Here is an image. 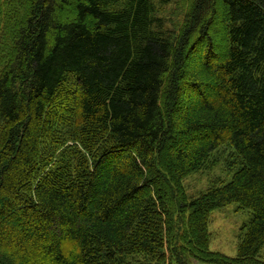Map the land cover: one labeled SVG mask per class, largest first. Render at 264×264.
<instances>
[{
  "label": "trees",
  "instance_id": "16d2710c",
  "mask_svg": "<svg viewBox=\"0 0 264 264\" xmlns=\"http://www.w3.org/2000/svg\"><path fill=\"white\" fill-rule=\"evenodd\" d=\"M222 158L231 180L189 196ZM233 203L251 217L228 257L208 224ZM263 247L264 0H0V264Z\"/></svg>",
  "mask_w": 264,
  "mask_h": 264
},
{
  "label": "rangeland",
  "instance_id": "374dc122",
  "mask_svg": "<svg viewBox=\"0 0 264 264\" xmlns=\"http://www.w3.org/2000/svg\"><path fill=\"white\" fill-rule=\"evenodd\" d=\"M224 157V156H223ZM224 158L219 164L209 170L193 173L183 181V187L189 196L195 197L211 184L228 183L233 173H229L224 166ZM251 215L247 210L239 209L237 204H230L224 208L214 210L209 217V250L228 257H235L238 237L241 229L248 222ZM264 260V247L260 253Z\"/></svg>",
  "mask_w": 264,
  "mask_h": 264
}]
</instances>
